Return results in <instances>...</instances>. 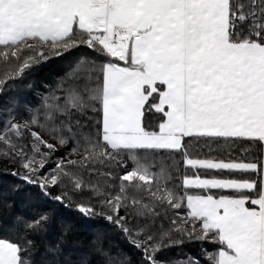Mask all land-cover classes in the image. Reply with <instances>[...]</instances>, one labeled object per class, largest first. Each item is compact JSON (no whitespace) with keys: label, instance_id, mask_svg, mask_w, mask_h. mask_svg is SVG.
<instances>
[{"label":"snow or ice","instance_id":"obj_1","mask_svg":"<svg viewBox=\"0 0 264 264\" xmlns=\"http://www.w3.org/2000/svg\"><path fill=\"white\" fill-rule=\"evenodd\" d=\"M0 264H264V0H0Z\"/></svg>","mask_w":264,"mask_h":264},{"label":"trees","instance_id":"obj_2","mask_svg":"<svg viewBox=\"0 0 264 264\" xmlns=\"http://www.w3.org/2000/svg\"><path fill=\"white\" fill-rule=\"evenodd\" d=\"M56 72V67L53 66L52 68H48L43 70L41 73L37 74V79H51L54 74ZM67 215V213H66ZM96 227V225H91L88 222H80V224H78V235L81 236L82 238H84L85 240L89 239L91 237L92 234V229Z\"/></svg>","mask_w":264,"mask_h":264}]
</instances>
